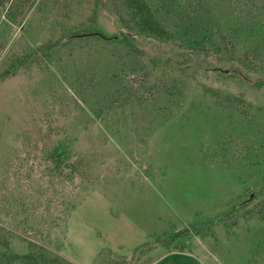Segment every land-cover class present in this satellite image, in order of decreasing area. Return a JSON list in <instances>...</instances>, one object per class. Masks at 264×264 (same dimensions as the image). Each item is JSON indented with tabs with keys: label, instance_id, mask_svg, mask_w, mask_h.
<instances>
[{
	"label": "rangeland",
	"instance_id": "374dc122",
	"mask_svg": "<svg viewBox=\"0 0 264 264\" xmlns=\"http://www.w3.org/2000/svg\"><path fill=\"white\" fill-rule=\"evenodd\" d=\"M158 245L264 264V0H0V264Z\"/></svg>",
	"mask_w": 264,
	"mask_h": 264
},
{
	"label": "crops",
	"instance_id": "0c3cea01",
	"mask_svg": "<svg viewBox=\"0 0 264 264\" xmlns=\"http://www.w3.org/2000/svg\"><path fill=\"white\" fill-rule=\"evenodd\" d=\"M201 247L181 250L158 245L152 250V255L155 257L150 264H211L210 261L215 264H223L220 257L211 248Z\"/></svg>",
	"mask_w": 264,
	"mask_h": 264
},
{
	"label": "trees",
	"instance_id": "16d2710c",
	"mask_svg": "<svg viewBox=\"0 0 264 264\" xmlns=\"http://www.w3.org/2000/svg\"><path fill=\"white\" fill-rule=\"evenodd\" d=\"M143 8L141 10H143L145 13L147 12V9L149 10V8H146V4L141 2ZM148 7V6H147ZM146 19H144V25L145 27H149V25H151L152 28H154V26H152L151 22L148 21V17L145 16Z\"/></svg>",
	"mask_w": 264,
	"mask_h": 264
}]
</instances>
